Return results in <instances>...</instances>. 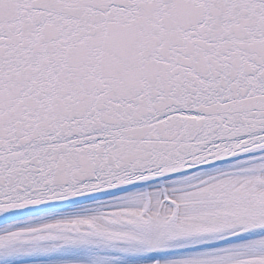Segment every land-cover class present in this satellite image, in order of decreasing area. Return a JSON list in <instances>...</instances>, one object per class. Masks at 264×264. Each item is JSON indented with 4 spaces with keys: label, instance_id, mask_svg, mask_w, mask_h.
<instances>
[{
    "label": "snow or ice",
    "instance_id": "obj_1",
    "mask_svg": "<svg viewBox=\"0 0 264 264\" xmlns=\"http://www.w3.org/2000/svg\"><path fill=\"white\" fill-rule=\"evenodd\" d=\"M0 264H264V0H0Z\"/></svg>",
    "mask_w": 264,
    "mask_h": 264
}]
</instances>
